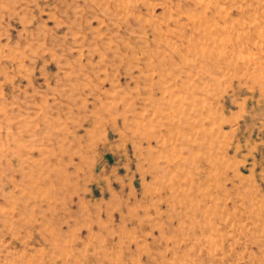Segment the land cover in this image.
<instances>
[{"label": "rangeland", "instance_id": "374dc122", "mask_svg": "<svg viewBox=\"0 0 264 264\" xmlns=\"http://www.w3.org/2000/svg\"><path fill=\"white\" fill-rule=\"evenodd\" d=\"M0 264H264V0H0Z\"/></svg>", "mask_w": 264, "mask_h": 264}]
</instances>
